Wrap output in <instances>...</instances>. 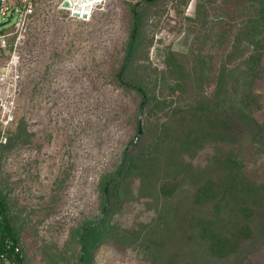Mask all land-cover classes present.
<instances>
[{"label": "rangeland", "instance_id": "374dc122", "mask_svg": "<svg viewBox=\"0 0 264 264\" xmlns=\"http://www.w3.org/2000/svg\"><path fill=\"white\" fill-rule=\"evenodd\" d=\"M250 2L108 0L83 21L36 0L16 120L0 144V198L22 264H189L186 228L169 219L189 173L156 163V127L170 101L213 94L223 60L242 66L228 58ZM260 64L255 113L264 120V54ZM124 81L142 86L149 104L140 107ZM207 152H193V164ZM243 264H264V255Z\"/></svg>", "mask_w": 264, "mask_h": 264}, {"label": "trees", "instance_id": "16d2710c", "mask_svg": "<svg viewBox=\"0 0 264 264\" xmlns=\"http://www.w3.org/2000/svg\"><path fill=\"white\" fill-rule=\"evenodd\" d=\"M138 5L132 9L126 58L137 37ZM249 10L237 28L228 58L241 60L242 66L229 68L223 60L214 93L197 96L190 88L192 95L170 101L156 127V163L166 162L172 175L189 173L186 190L170 201L169 216L171 225L183 224L186 228L192 258L189 264H243L252 262L257 254L264 255V171L260 170L261 164L256 165L264 158V120L255 113L254 89L264 54V0H251ZM22 65L21 56L23 75ZM124 70L125 62L116 74L120 81ZM123 83L139 93L140 107L149 104L142 86ZM132 144L135 149L139 146ZM205 149V161L194 165L192 153ZM127 161L125 153L121 171ZM257 171L260 174L254 176L252 172ZM109 185L104 188L107 194ZM166 209L168 212V206L161 207L163 212ZM5 239L17 244L0 198V250ZM7 259L10 264H22L19 252L9 251Z\"/></svg>", "mask_w": 264, "mask_h": 264}, {"label": "built area", "instance_id": "2783aa9c", "mask_svg": "<svg viewBox=\"0 0 264 264\" xmlns=\"http://www.w3.org/2000/svg\"><path fill=\"white\" fill-rule=\"evenodd\" d=\"M108 0H56L58 9L79 20H89ZM36 9V0H0V144L8 140V133L17 115L22 78L21 48L28 34ZM9 251L19 252L18 244L5 239L0 250V264Z\"/></svg>", "mask_w": 264, "mask_h": 264}, {"label": "water", "instance_id": "95a60500", "mask_svg": "<svg viewBox=\"0 0 264 264\" xmlns=\"http://www.w3.org/2000/svg\"><path fill=\"white\" fill-rule=\"evenodd\" d=\"M141 133H142V129H141V127L139 126L138 131H137V136H136V137H138Z\"/></svg>", "mask_w": 264, "mask_h": 264}, {"label": "crops", "instance_id": "0c3cea01", "mask_svg": "<svg viewBox=\"0 0 264 264\" xmlns=\"http://www.w3.org/2000/svg\"><path fill=\"white\" fill-rule=\"evenodd\" d=\"M2 264H10V263L8 262V259H7L6 261H3Z\"/></svg>", "mask_w": 264, "mask_h": 264}]
</instances>
